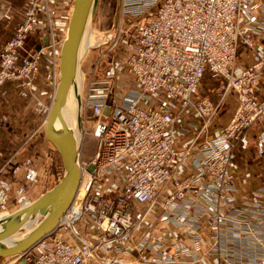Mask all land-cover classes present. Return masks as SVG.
Returning <instances> with one entry per match:
<instances>
[{
	"label": "built area",
	"instance_id": "built-area-1",
	"mask_svg": "<svg viewBox=\"0 0 264 264\" xmlns=\"http://www.w3.org/2000/svg\"><path fill=\"white\" fill-rule=\"evenodd\" d=\"M50 1L27 2L24 20L3 51L0 83L10 78L32 80L38 75L42 52H37L36 62H30L18 50L25 49L30 32H37L40 13L49 10L44 2ZM159 2L123 0L125 14L143 16L127 30L130 35L125 44L131 51L128 67L122 60L115 62L113 56L103 79L87 85L82 119L83 123L93 119V134L100 143L95 157L80 165L83 174H88L79 186H85L82 200L77 203L76 194L51 244L43 242L35 253L29 250L18 254L12 264H173L191 254L193 244L196 252L190 259L192 264H199L197 252L202 250L199 235L203 228L211 232L224 223L249 227V210L262 212L257 215L263 216L264 225V184L252 189L247 200L250 203H241L246 204L242 208L234 196L237 186L231 177L236 146L241 141L246 145L249 130L257 125L264 136V93L259 88L264 76V0H165L161 11L156 12L159 5L155 4ZM65 14L63 27L70 11ZM52 39L49 47L54 46ZM241 46L256 56L251 65L237 64ZM207 72L225 77L238 105L229 123L214 137L205 138L203 131L209 129L220 110V103L208 95L198 98ZM122 74L129 76L128 83L119 81ZM113 78L118 79L117 85L110 82ZM189 110H195L203 123L181 150L176 145L174 128ZM189 125L197 126L192 121L181 131H187ZM136 154L147 163L146 167H137ZM89 163L94 165L92 171ZM107 163L116 169L119 183L99 177ZM61 168L60 178L64 173ZM119 170L123 171L122 178ZM254 197L259 201L254 202ZM8 200L0 197V214L9 211ZM227 205V209L248 212L229 217L224 213ZM77 209L79 214L75 213ZM74 214L78 215L72 222L62 221ZM173 215L176 219L171 220ZM83 218L88 220L87 226L74 231ZM160 220L163 230L157 232ZM169 221L183 227L173 242L182 246L181 254L171 251L173 245L169 248ZM188 230L194 232L191 241L182 236ZM248 234L236 231L226 236L239 249L240 244L249 243ZM252 239L253 250H246L250 258L264 264V238ZM219 242L223 239L215 241ZM224 257L234 261L236 256L221 251L213 263L218 264Z\"/></svg>",
	"mask_w": 264,
	"mask_h": 264
},
{
	"label": "rangeland",
	"instance_id": "rangeland-1",
	"mask_svg": "<svg viewBox=\"0 0 264 264\" xmlns=\"http://www.w3.org/2000/svg\"><path fill=\"white\" fill-rule=\"evenodd\" d=\"M26 1L25 0H0V27L2 26L3 22L6 23V26L11 27L10 29L15 27L13 30V33L10 35V37L5 41V43L0 48V68H1L2 60H3V51H5L7 44H9L13 40L16 34V31L19 28V25H21V23L24 20L25 8L28 2ZM71 1L72 0H53V2L50 1L49 4L48 2L47 3L44 2L45 3L44 6L48 5L49 10L45 8L40 13L41 24L38 27L37 32H30L27 35V38L25 40V44H24L25 49L20 48L18 50V53H21V55L23 53V56L26 58V60L30 62H36L37 52L38 51L42 52L41 59L40 61L38 60V63L40 66L38 75H36L33 79L31 78L32 80L10 78V79H7L5 82L0 83V89H2L3 86H5L7 83L11 81H17V82L23 81L28 88H30L32 91H36L37 96L39 97L40 95L42 99V120L46 116L48 106H49L48 109H50L51 107L50 103L53 99V95L55 91V75L57 74V66L54 64L55 61L53 60V55H51V48L49 47V43H50L49 40L51 39V36H55L59 40L65 37L66 30L68 31L69 20H67V25L63 27V21L66 20L65 18H63V16H65L66 15L65 13L69 11L71 15V12H72V2ZM117 2L118 0H101L100 9H99L98 14L95 17L94 24H93V25L95 24L96 25L93 28L95 29V34H94L95 38L97 39V38L103 37V35H106V38H105L106 41H104L105 44L103 45H95V46L93 45L89 49L90 51L88 50V52L86 53L84 57L83 68H84L87 85H89L90 82L93 83L99 79H103V77L105 76L106 69L111 66V57L116 54V51L119 52L121 50L119 47L117 48V46L115 48L113 47L114 42L116 43L119 42L122 45H124L122 43V40L125 43V40H127V37H129L130 34L127 30L131 27L130 25H133L138 19H140L143 16V15H140V16L133 17L131 14H125L123 7H122L118 27L114 28L116 11H117ZM164 2L165 0H160L159 3L155 4L156 6L159 5L157 8L155 6L156 12L161 11V9L163 8L162 5ZM23 6H24V9H23ZM23 13H24V16L22 18ZM46 38L48 39V44H46L45 42ZM249 51L251 53L253 52L251 49H249ZM254 57L256 58V56ZM228 89L230 88L228 87ZM86 93L87 91L85 92V94ZM235 97H236V94H235ZM1 99H0V110H2V108H4L5 106H8V105H4L3 104L4 102ZM237 105H238V102H237ZM237 105L234 111L232 112L229 110H230V107H231V110H233V106H231L230 104H226L225 106H227L228 110H225V111L229 112L231 116H234ZM6 113H7L6 111H3L1 112L0 116H2L3 118L4 117L3 114H6ZM222 113H223V108L222 110H220L219 114H222ZM90 120H93V119H87L86 120L87 122L84 121L83 123L84 128L86 127V134L84 138V145L82 146L80 150L82 161H90L91 159H93L95 157V153L97 152V149L100 143L98 137L93 134V132L95 131V128L93 129L92 124L94 125V123H90L91 122ZM82 122H83V119H82ZM44 125H45V122H44ZM225 125H223L222 127H224ZM36 132H37V135L38 133L41 134L40 137H41V141L43 142L42 147H39L37 143V147L40 149V151L33 149L34 148L32 145L33 143H31L32 140L28 136L26 139L27 140L26 144H27V147L28 146L29 147L28 149H26V156L24 157V160L21 163L14 165L13 167L14 170L13 168L11 169L13 172H16L14 173V178L12 180H5V179L0 180V197L6 196L9 198L8 204H7V207H8L7 210H9L10 212L17 210L20 202H22V200H24L26 196H28V198H33L35 200L37 197L43 194L46 190H48L49 188L57 184L61 179L59 176L62 174L61 167L63 166V164H62V160H61V156L59 152L57 151L56 147L45 136V128L43 127V125L42 127H39ZM34 136H35V133H33V136L31 137L34 139ZM260 136L257 135L255 137L256 148L258 150V153H260L261 155H264V136H262V138H260ZM248 137H249V133H248ZM239 144L245 147L242 141ZM251 144H254V143H251ZM237 147L238 146H236L235 151ZM235 151H234L233 157L235 156ZM255 155L258 156V154H255ZM231 173H232L231 177L233 178L237 186L234 192V196L237 200L240 201V206H242V208H246V204L250 203V201L248 202L247 200H250V198H248L247 196L248 191L243 186L242 177L246 179L248 178L250 179L252 177V173H250V171H247V170L246 171H238V170L235 171V169ZM238 176L240 180L237 178ZM261 183L264 184V180ZM253 188L254 187H252V189ZM32 200H27V201L25 200L26 202L24 201L23 203H28V202L32 203ZM258 201L259 199L257 197H254V202H258ZM241 203H246V204L242 205ZM20 206H22V204ZM229 206L230 205H227L224 210V213L229 217H236L241 214L243 215L244 213L247 214L248 212L247 211L248 209L247 210L227 209ZM258 213L262 214V212H258L255 210H249V217H250V219L248 218L249 223H250L249 227L239 225L238 223H235L232 226H226L227 223H224L223 224L224 226L221 225L219 229H214L211 232L207 228H203L202 232H200V235H199L200 242H202L200 245V247H202V250H200V252H197L198 256L200 257L199 264H214L213 258L217 257V255L221 251L228 252L230 254L234 253L236 257L234 261H231L230 258L229 259H226L225 257L219 258L218 264H232V263H240V262L244 263V261H247V260H249L247 264L248 263L258 264V260L255 259L254 257L250 258V252L246 250V249L253 250L252 244H250V242L252 240L253 241L255 240L252 239V236H258V237L264 238V225H262L263 216L261 217L258 216L257 215ZM175 215H177V213ZM175 215H173L171 220H173V218L176 219V217H174ZM162 222L163 221L160 220L158 221V223H156L157 232H161L163 230ZM166 229L168 230L167 232L168 237L172 239L171 240L172 243L169 245V248H171L172 245L174 246V248L171 249V251L176 252V254L183 253L181 252L182 246L179 243L176 245L173 244L175 240H178V236L181 232L180 230H183V227H179L175 221H169L167 223ZM236 231L237 232L243 231V232L249 233L246 236L247 237L246 240H249V243L246 245L240 244L239 249H237L236 244H233L231 241H228L227 236H226L227 233L229 232L231 234H236ZM53 235L48 237L49 238L48 242L49 241L51 242V240H54V239H51ZM182 236L184 240L190 239L191 241L193 240L194 232L191 230H188V232L183 233ZM218 238L219 239L222 238L223 242L215 243V241ZM230 244H233L234 247ZM193 247H195L194 244H193ZM193 247L190 249L191 254L187 253L185 257L180 258L179 262L176 261L173 264H192L190 257L193 255V251H195ZM32 253H35V251H32ZM243 257H246L248 259H244ZM12 260H13L12 256L6 257L3 259L0 258V264L1 262L2 264H5L7 262H11Z\"/></svg>",
	"mask_w": 264,
	"mask_h": 264
},
{
	"label": "water",
	"instance_id": "water-1",
	"mask_svg": "<svg viewBox=\"0 0 264 264\" xmlns=\"http://www.w3.org/2000/svg\"><path fill=\"white\" fill-rule=\"evenodd\" d=\"M101 0H74L68 36L60 54L59 84L55 99L47 116L45 136L56 147L64 167L60 181L46 190L32 203L21 206L0 218V258L18 255L29 250L59 225L60 219L72 205L81 183V170L77 166L82 145V92L80 81L81 46L90 23L94 24ZM122 0L117 2L114 28L118 27ZM105 38L92 41L103 45ZM48 44V39H45ZM73 90L76 111L69 117L66 107ZM93 164L88 169L92 171ZM26 227H30L24 232Z\"/></svg>",
	"mask_w": 264,
	"mask_h": 264
},
{
	"label": "crops",
	"instance_id": "crops-1",
	"mask_svg": "<svg viewBox=\"0 0 264 264\" xmlns=\"http://www.w3.org/2000/svg\"><path fill=\"white\" fill-rule=\"evenodd\" d=\"M71 2L73 6V0ZM23 16L24 13L22 18ZM1 27L0 48L10 37L15 28L10 29L11 27L6 26L5 22L2 23ZM254 56L255 55L252 54L249 49L245 46H241L237 58V64L246 66L251 65L256 59ZM259 88L263 94L264 76L261 79ZM204 95H208L215 103H220V110L223 108V113L219 114V110L216 117L212 119L209 129L203 131V136L205 138L214 137L219 132L221 127L227 124L233 117L229 114V112L225 111L228 110L225 105L230 104L233 106V110H231V107L229 110L233 112L237 105V99L235 97V93L228 89L224 77L211 72L206 73L198 98ZM0 99L4 102V105H8L5 106L6 108L4 107L0 110V114L3 111L7 112L6 114H3V118L0 116V180H12L14 178V173L16 172H13L11 169L14 165L21 163L26 156V149L29 147H27L26 144L28 136L32 140L31 143H33V149L40 151L37 147V143L39 147H42L43 142L41 141V134L38 133L37 135L36 131L39 127H42V125L44 127L49 106L47 108L46 116L42 120V99L40 95L39 97L37 96L36 91H32L28 88L23 81H11L3 86V88L0 89ZM192 121L195 122L197 126L194 127L192 125V127H190L189 125L187 131H181L183 126L188 123H192ZM202 123L203 120L198 116L195 110H189L184 113L182 122L177 124V128L175 127L177 133L176 145L179 149L183 150L189 145V143L194 139L196 133L200 131ZM33 133H35L34 139L31 137L33 136ZM248 133V143L244 145L245 147L239 144L233 158L235 171L247 170L252 173V177L250 179L242 177L243 186L248 191L247 196L251 195L252 187L260 185V183L264 180V155L258 153L255 141V137L257 135H261L260 138H262L263 131L260 126L257 125L256 127H253V129H250ZM255 154H258V156ZM107 178L108 180L112 179V181L119 183V181H116L113 177L108 176ZM237 178L240 180L239 176ZM79 227L81 228L82 225L80 224Z\"/></svg>",
	"mask_w": 264,
	"mask_h": 264
},
{
	"label": "bare ground",
	"instance_id": "bare-ground-1",
	"mask_svg": "<svg viewBox=\"0 0 264 264\" xmlns=\"http://www.w3.org/2000/svg\"><path fill=\"white\" fill-rule=\"evenodd\" d=\"M27 1H29V0H27ZM73 2H74V0H73ZM122 2H123V0H122ZM101 3V2H100ZM99 9H100V6H99ZM99 9H98V12H99ZM72 11H73V6H72ZM98 12H97V14H98ZM96 14V15H97ZM71 16H72V12H71V15H70V18H71ZM120 21V20H119ZM69 24H70V19H69V23H68V30H69ZM96 25V24H95ZM95 25H93L92 23H90L89 24V26H88V28H87V30H86V33H85V37H84V39H83V42H82V46H81V66H80V81H81V92H82V104H83V108H82V116H83V113H84V98H85V92L88 90V88H87V84H86V78H85V73H84V68H83V60H84V57H85V55H86V53L88 52V50L93 46V44H92V41H94V39L96 40V38H95V29L93 28ZM119 31V30H118ZM54 35V34H53ZM67 36H68V31L66 30V35H65V37H63L61 40H59V39H57L55 36H51V39H52V37H53V39H52V41H51V43L53 42L54 43V46H50V48H51V55H53V59H54V61H55V65L57 66V74L55 75V91H54V95H53V99H52V102L50 103L51 104V107H52V104H53V102H54V99H55V93H56V91H57V88H58V84H59V81H60V79H59V73H60V54H61V48H62V44H63V42L65 41V39L67 38ZM103 37L104 38H106V35H103ZM122 43L124 44V45H122L121 43H117V48L119 47L121 50L119 51V52H117L116 51V54L114 55V61L115 62H118V60H122V62H123V65H125V66H127L128 67V64H129V58H130V56H131V51H130V47L128 46V45H126L124 42H123V40H122ZM95 46V45H94ZM55 47V51H56V54H53V48ZM116 48V49H117ZM90 51V50H89ZM119 53V54H118ZM113 57V56H112ZM116 77V76H115ZM128 77L129 76H126V77H123V74L122 75H119V81L120 82H123L124 83V81L126 82V83H128ZM117 81H118V79H116V78H113V79H111L110 80V82L112 83V84H116L117 85ZM122 88V87H121ZM51 107H50V109H51ZM50 109H49V111H50ZM49 111H48V113H49ZM75 111H76V101H75V98H74V94H73V90L70 92V95H69V99H68V104H67V107H66V113H67V115L69 116V117H71V115H74L75 114ZM47 116H48V114H47ZM46 122H47V117H46V121H45V124H46ZM83 125V124H82ZM44 128H45V125H44ZM83 133H82V145H81V148H82V146L84 145V138H85V128H84V125H83ZM176 130H175V128H174V137H175V139H176ZM81 148H80V150H81ZM122 152L124 153L125 151L124 150H122ZM136 157H137V167L140 169L141 167H146L147 166V163L146 162H141L140 161V157H139V155L138 154H136ZM88 162V161H87ZM83 162H82V160H81V152L79 151V155H78V160H77V166L80 168V170H81V179H83V183L85 182V180H87V177H88V174L87 173H85V174H83V172H84V170L81 168V164H82ZM135 163V161L133 160L132 162H131V164H134ZM89 164H93V163H89ZM110 164L111 163H107V164H104L103 165V167H102V169H101V171H100V176L99 177H102L104 180H107L108 181V176H110V177H113L116 181H119L118 179H117V177H118V175L117 174H115V172H116V169L115 168H113L112 166H110ZM118 173H119V177L120 178H122L123 177V171L122 170H119L118 171ZM81 183H82V180H81ZM81 186V185H80ZM84 191H85V186H83L82 185V187H81V189H79L78 190V193H77V197H78V199H77V203H79V202H81V200H82V197H83V194H84ZM27 201V200H32L31 198H25L24 199V201ZM25 201V202H26ZM32 202H33V200H32ZM74 202V201H73ZM30 202H28V203H23L22 204V206L23 205H26V204H29ZM21 206H19L18 207V209L20 208ZM10 213H12V212H10V211H6V212H3V213H1L0 214V217H2V216H6V215H9ZM75 213H78L79 214V211H78V209H77V212H75ZM78 214H74V216H69L68 218H64L62 221H69V222H72L73 220L72 219H74L75 217H77V215ZM87 219H85V218H83L82 220H80L74 227H73V230L74 231H76L77 229L79 230V231H82L83 230V226H87ZM82 225V227L80 228L79 227V225ZM90 226V228L92 227L91 225H89ZM77 227V228H76ZM30 229V227L28 228V227H26L25 229H24V232L23 233H25L26 231H28ZM77 230V231H78ZM59 231V225L57 226V228L49 235V236H51V235H55L57 232ZM60 233V232H59ZM59 233H57V234H59ZM49 236H47V237H45L44 239H42L40 242H38L35 246H33L32 248H30L29 250H31V252L32 251H35V252H37L38 251V248L40 247V246H42L43 245V242H46V243H49V244H51V242L49 241L48 242V240H49ZM47 238V239H46ZM43 241V242H42ZM52 241V240H51ZM42 242V243H41ZM41 243V244H40ZM40 244V245H39ZM29 250H26V251H29ZM26 251H24V252H26ZM21 254V253H20ZM19 255H13L12 257H13V260L15 259V257H18ZM7 257H10V256H7ZM6 258V257H5ZM12 260V261H13ZM12 261L11 262H7V263H5V264H12Z\"/></svg>",
	"mask_w": 264,
	"mask_h": 264
}]
</instances>
